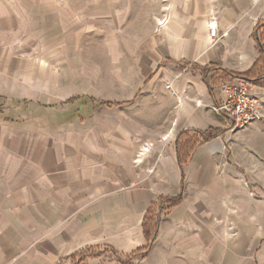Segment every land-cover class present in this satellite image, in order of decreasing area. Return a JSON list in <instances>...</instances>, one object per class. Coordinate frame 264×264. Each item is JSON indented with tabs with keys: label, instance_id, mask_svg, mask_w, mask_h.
<instances>
[{
	"label": "crops",
	"instance_id": "0c3cea01",
	"mask_svg": "<svg viewBox=\"0 0 264 264\" xmlns=\"http://www.w3.org/2000/svg\"><path fill=\"white\" fill-rule=\"evenodd\" d=\"M258 41L264 0H0V264L88 249L102 253L82 264H264L231 238L264 235L243 174L264 119L234 128L212 109ZM248 79L264 102V64ZM183 131L200 140L181 201L143 257L117 262L108 249L144 246L148 207L181 191Z\"/></svg>",
	"mask_w": 264,
	"mask_h": 264
},
{
	"label": "trees",
	"instance_id": "16d2710c",
	"mask_svg": "<svg viewBox=\"0 0 264 264\" xmlns=\"http://www.w3.org/2000/svg\"><path fill=\"white\" fill-rule=\"evenodd\" d=\"M258 48H259V58L257 59L255 65L253 68L247 72V73H235L234 76L238 77H249V74L253 73L257 66L259 64H264V46L263 44L258 41ZM202 140H205L208 137H213L217 135L218 130L214 132L213 134L209 133V135L204 136V132H196ZM199 137L196 136H189L187 131L180 132L176 138V154H177V160L179 164V168L181 170V191L172 197H159L156 201H154L146 210L142 223L141 228L144 235V238L146 240V244L138 249H136L130 256H127L124 260L120 258V256L117 254L116 251H114L111 248H105L108 249L110 254L114 257V259L117 262H127L132 258L133 256L140 255V257H143L147 250L149 249L152 241L155 239L158 225L161 219V216L169 210L172 206L178 204L182 199V186H183V165L187 162L190 152L192 149L199 143ZM102 252H94V250L88 249L85 251L80 252L79 258L75 263L73 264H82L83 258L88 256H94L99 255ZM76 256V255H74ZM72 256V257H74Z\"/></svg>",
	"mask_w": 264,
	"mask_h": 264
},
{
	"label": "built area",
	"instance_id": "2783aa9c",
	"mask_svg": "<svg viewBox=\"0 0 264 264\" xmlns=\"http://www.w3.org/2000/svg\"><path fill=\"white\" fill-rule=\"evenodd\" d=\"M207 27L210 37L214 38L217 31L216 24L209 21ZM220 92V101L213 105L212 109L227 116L234 128H241L250 122L264 119V102L254 92L252 80L230 76L221 82Z\"/></svg>",
	"mask_w": 264,
	"mask_h": 264
},
{
	"label": "rangeland",
	"instance_id": "374dc122",
	"mask_svg": "<svg viewBox=\"0 0 264 264\" xmlns=\"http://www.w3.org/2000/svg\"><path fill=\"white\" fill-rule=\"evenodd\" d=\"M259 128L253 130L255 135L252 139L257 151L248 152V169L243 173L248 183L250 227H264V123L259 124ZM231 238L236 244H244L247 239L250 248L264 246V235H233Z\"/></svg>",
	"mask_w": 264,
	"mask_h": 264
}]
</instances>
